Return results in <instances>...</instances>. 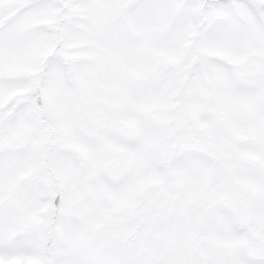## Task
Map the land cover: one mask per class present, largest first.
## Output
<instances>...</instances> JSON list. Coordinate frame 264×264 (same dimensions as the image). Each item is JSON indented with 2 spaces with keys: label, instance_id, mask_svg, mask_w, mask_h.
Returning a JSON list of instances; mask_svg holds the SVG:
<instances>
[{
  "label": "snow or ice",
  "instance_id": "6c2138e0",
  "mask_svg": "<svg viewBox=\"0 0 264 264\" xmlns=\"http://www.w3.org/2000/svg\"><path fill=\"white\" fill-rule=\"evenodd\" d=\"M0 264H264V0H0Z\"/></svg>",
  "mask_w": 264,
  "mask_h": 264
}]
</instances>
